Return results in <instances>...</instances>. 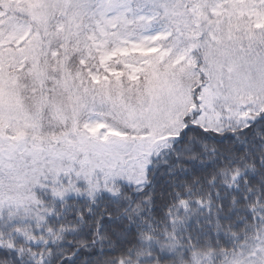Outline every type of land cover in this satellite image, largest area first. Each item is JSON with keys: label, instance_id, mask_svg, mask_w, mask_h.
I'll return each mask as SVG.
<instances>
[{"label": "snow or ice", "instance_id": "obj_1", "mask_svg": "<svg viewBox=\"0 0 264 264\" xmlns=\"http://www.w3.org/2000/svg\"><path fill=\"white\" fill-rule=\"evenodd\" d=\"M0 264H264V0H0Z\"/></svg>", "mask_w": 264, "mask_h": 264}]
</instances>
